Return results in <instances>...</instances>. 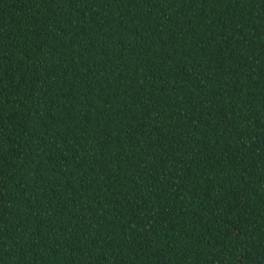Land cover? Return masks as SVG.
I'll return each mask as SVG.
<instances>
[{
    "label": "trees",
    "instance_id": "16d2710c",
    "mask_svg": "<svg viewBox=\"0 0 264 264\" xmlns=\"http://www.w3.org/2000/svg\"><path fill=\"white\" fill-rule=\"evenodd\" d=\"M0 264H264V0H0Z\"/></svg>",
    "mask_w": 264,
    "mask_h": 264
}]
</instances>
